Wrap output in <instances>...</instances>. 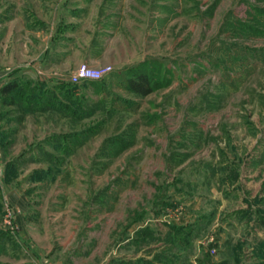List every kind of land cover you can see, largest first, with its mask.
I'll return each mask as SVG.
<instances>
[{
  "label": "rangeland",
  "instance_id": "rangeland-1",
  "mask_svg": "<svg viewBox=\"0 0 264 264\" xmlns=\"http://www.w3.org/2000/svg\"><path fill=\"white\" fill-rule=\"evenodd\" d=\"M14 14L43 60L0 30L2 78L20 66L0 264H264V0H0ZM82 64L111 72L71 84Z\"/></svg>",
  "mask_w": 264,
  "mask_h": 264
},
{
  "label": "crops",
  "instance_id": "crops-1",
  "mask_svg": "<svg viewBox=\"0 0 264 264\" xmlns=\"http://www.w3.org/2000/svg\"><path fill=\"white\" fill-rule=\"evenodd\" d=\"M17 17L16 14H14L12 17H7V20H1L0 21V30L2 32V38H1V51L3 52H10L14 50H19L20 51V56L21 58H26L29 56H26L27 51L32 50V43L33 40L26 39L25 36L31 35L32 31H29L27 29L28 25H24V22L15 19ZM17 26L18 27V32L14 33L13 27ZM16 34H19V37L15 39L14 37ZM24 36V37H23ZM27 36V37H28ZM23 37V38H22ZM15 44V45H14ZM23 59V60H24ZM43 60L42 56H36L29 58L27 60H24L23 62H19V65H24V67L28 66H33L36 64L37 66H40V62ZM20 66H14V68L9 67V68H4L3 70V78L2 80L4 82L9 81L10 79H17L18 78V72ZM14 74V75H13ZM5 76V78H4ZM12 76V77H11ZM42 81H45V78H41Z\"/></svg>",
  "mask_w": 264,
  "mask_h": 264
},
{
  "label": "trees",
  "instance_id": "trees-1",
  "mask_svg": "<svg viewBox=\"0 0 264 264\" xmlns=\"http://www.w3.org/2000/svg\"><path fill=\"white\" fill-rule=\"evenodd\" d=\"M151 82L149 76L145 72H134L133 79L128 80V90L138 96H147L152 90ZM18 90V85L15 82H8L0 88V96L7 97L13 95ZM5 104L11 103V100L3 98ZM264 225V222H262Z\"/></svg>",
  "mask_w": 264,
  "mask_h": 264
},
{
  "label": "built area",
  "instance_id": "built-area-1",
  "mask_svg": "<svg viewBox=\"0 0 264 264\" xmlns=\"http://www.w3.org/2000/svg\"><path fill=\"white\" fill-rule=\"evenodd\" d=\"M110 72L111 67L94 69L85 64H82L78 66L77 69L71 74V76L69 77V82L75 85L86 80L99 81L107 76ZM1 78L2 76L0 72V80Z\"/></svg>",
  "mask_w": 264,
  "mask_h": 264
}]
</instances>
